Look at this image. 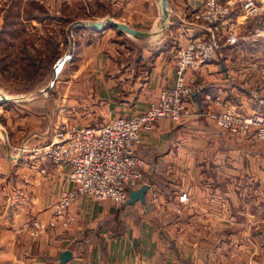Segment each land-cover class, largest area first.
<instances>
[{"label": "crops", "instance_id": "obj_1", "mask_svg": "<svg viewBox=\"0 0 264 264\" xmlns=\"http://www.w3.org/2000/svg\"><path fill=\"white\" fill-rule=\"evenodd\" d=\"M201 2H168L174 19L165 41L130 37L116 27L91 29L92 40L77 52L87 75L69 89L80 100L70 112L60 115L47 101H0V264H59L66 251L63 264H264V198L255 199L264 191V143L213 118L226 107L245 115L264 112V75L238 55L237 44L187 71L195 85L189 116L162 118L141 131L137 152L146 165L138 187L148 185L145 203L80 196L70 206V227L38 235L23 228L32 218L46 222L59 191L69 185L68 168L34 150L89 111L99 117L92 125L144 112L161 88L176 82L179 46L204 34L189 20ZM2 129L10 145L3 143ZM245 239L253 244L245 246Z\"/></svg>", "mask_w": 264, "mask_h": 264}, {"label": "built area", "instance_id": "obj_2", "mask_svg": "<svg viewBox=\"0 0 264 264\" xmlns=\"http://www.w3.org/2000/svg\"><path fill=\"white\" fill-rule=\"evenodd\" d=\"M201 1L199 8L190 12L189 20L204 34L179 46L175 56L176 82L161 88L144 112L118 115L96 125L69 126L65 122L50 143L34 150L48 156L55 167H67L69 185L59 191L46 222L32 218L23 223V228L33 235L57 226L66 229L75 220L70 206L78 197L90 196L122 204L128 198V191L138 188L146 165L137 152L141 131L151 129L162 118L179 121L189 116L195 85L193 76L187 77V71L196 70L221 55L226 45L235 43L234 29L241 22L240 18L244 20L264 12L259 0ZM221 34H227L226 43L222 42ZM254 34L264 36V20ZM213 118L235 134H248L253 129L254 135L264 140V115L261 113L242 115L226 107L213 114ZM1 139L10 145L5 129H2ZM156 198L157 193L153 192L152 199ZM179 198L184 201L186 195Z\"/></svg>", "mask_w": 264, "mask_h": 264}, {"label": "rangeland", "instance_id": "obj_3", "mask_svg": "<svg viewBox=\"0 0 264 264\" xmlns=\"http://www.w3.org/2000/svg\"><path fill=\"white\" fill-rule=\"evenodd\" d=\"M259 2L264 5V0ZM159 5L161 6L160 0H0V96L3 95L0 101L11 102L8 97L15 95L21 96L23 101L13 103L39 105L47 101L48 104L54 105L59 113L70 112L71 106L80 100L76 95L69 93V89L87 75L85 61L77 52L81 45L84 46L92 40L91 33H94L90 28L75 25L71 29L70 37V24L111 17L135 29L151 31V42L165 41L171 25L170 20L174 17L167 3L168 15L164 20L163 10ZM263 20L264 12L256 17L239 19L241 22L234 29L235 43L230 44L241 45L238 55L252 60L251 66L261 74H264V36H257L254 32ZM155 24L159 26L158 31H155ZM106 27L114 26L107 23ZM121 33L129 35L123 31ZM116 36L115 33L112 35L113 38ZM221 38L222 42L226 43L227 34H221ZM109 42L110 39L104 43L99 41L102 45ZM69 48L73 50L72 57L64 63L48 92H42L51 80L53 64ZM226 49L227 45L222 49V54ZM69 97L74 99L70 100ZM89 98V103L93 104L94 97ZM258 113L264 115L263 111ZM98 118L95 113L89 111L84 117L85 120L77 121L74 125L99 122ZM68 124L74 126L72 123ZM249 134L255 136L254 130L251 129L246 135ZM261 141L264 143V140ZM263 153L264 147V161ZM257 198H264V191L256 195L255 199ZM249 226L255 231L262 228L254 224ZM218 230L222 234L223 229ZM243 241L245 246L253 244L252 239ZM221 242V239H216V246L221 247ZM229 242L230 248L235 246L232 241Z\"/></svg>", "mask_w": 264, "mask_h": 264}, {"label": "water", "instance_id": "obj_4", "mask_svg": "<svg viewBox=\"0 0 264 264\" xmlns=\"http://www.w3.org/2000/svg\"><path fill=\"white\" fill-rule=\"evenodd\" d=\"M161 3V8L163 10V18L164 20L167 19V15H168V1L167 0H160ZM109 23L110 25L116 27L119 31H123L133 37H149L152 32L151 31H141L138 29H135L133 27H130L128 24L124 23V22H119L111 17H106L102 20H97V21H77L74 23H71L69 28H68V34L71 37V29L75 26V25H82L83 27H87L93 30H97V29H102L105 28L106 24ZM73 38H71V43ZM72 48H69L62 56H60L55 63L53 64V68H52V76H51V80L50 82L47 84V86L42 89V92L47 93L48 90L51 88V86L53 85V83L56 80V77L60 71V69L62 68V66L64 65V63L70 59L73 55L72 52ZM21 96H15L13 98V100H21ZM148 190V185L147 184H142L140 187L136 188V189H130L128 191V198L127 200L129 202H134V201H141L143 203H145V193ZM70 256V252L66 251L63 253L62 257H61V261L59 264H63L68 257Z\"/></svg>", "mask_w": 264, "mask_h": 264}, {"label": "bare ground", "instance_id": "obj_5", "mask_svg": "<svg viewBox=\"0 0 264 264\" xmlns=\"http://www.w3.org/2000/svg\"><path fill=\"white\" fill-rule=\"evenodd\" d=\"M157 3L159 4V2H157ZM159 7H161V6L159 5ZM159 22H160V21H159ZM159 22H158V23H159ZM154 27H156V28H155V31H158V28H159L158 24H157V26H156V24H155ZM2 97H3V95L0 96V99H1ZM12 97H15V95H14V96H11V97H8V98L11 99Z\"/></svg>", "mask_w": 264, "mask_h": 264}, {"label": "trees", "instance_id": "obj_6", "mask_svg": "<svg viewBox=\"0 0 264 264\" xmlns=\"http://www.w3.org/2000/svg\"><path fill=\"white\" fill-rule=\"evenodd\" d=\"M140 183H141V182L139 181V185H140Z\"/></svg>", "mask_w": 264, "mask_h": 264}]
</instances>
